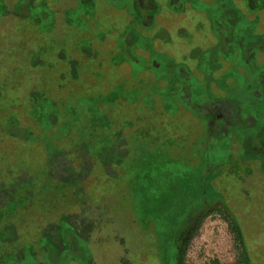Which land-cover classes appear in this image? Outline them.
Listing matches in <instances>:
<instances>
[{
    "label": "rangeland",
    "instance_id": "obj_1",
    "mask_svg": "<svg viewBox=\"0 0 264 264\" xmlns=\"http://www.w3.org/2000/svg\"><path fill=\"white\" fill-rule=\"evenodd\" d=\"M130 4L0 0V264L154 255L144 222L204 198L183 227L180 264H240L232 215L250 264H264L263 177L238 129L209 137L192 106L235 101L237 61L212 53L190 12L166 53L145 54L141 38L127 46Z\"/></svg>",
    "mask_w": 264,
    "mask_h": 264
},
{
    "label": "flooded vegetation",
    "instance_id": "obj_2",
    "mask_svg": "<svg viewBox=\"0 0 264 264\" xmlns=\"http://www.w3.org/2000/svg\"><path fill=\"white\" fill-rule=\"evenodd\" d=\"M87 1H91L95 6V0ZM130 2L132 17L129 16L131 18L126 23L129 27L125 40L128 42L127 46H134L138 38H141L149 42L150 46L142 47L137 44L136 47L140 51L147 54L148 50L150 52V49H155L166 53L164 49L174 41L171 35L174 28L181 36L187 32L177 18L190 12L199 18L195 21L196 30L209 40L212 53L215 55L214 49H217L226 59L229 55L234 56L235 64L237 61L236 71L245 82L237 87V99L235 101L224 99L215 105L209 102L192 103V106L196 114L206 121V132L209 137H222L229 134L230 129H238V134L234 136L235 140L244 145V153L250 157L247 161L253 163L254 169L260 173L264 182V16L259 10L260 0H130ZM208 28L213 31L210 38L206 36ZM189 36H193L189 41L190 45L199 51L201 46L195 41L193 32ZM211 61L217 62L216 58H212ZM174 65L175 63H172L171 67ZM170 81L174 82V79ZM209 204L210 202L204 198L198 207L190 206L185 210H176L172 217L165 215L159 217L160 222L152 219L144 222V225L156 234L157 251L154 255L145 253L148 256L146 260L142 253L130 255V249L127 248L122 264H170L168 251L171 248L174 250L177 264H180L179 243L186 237L183 227L187 218L192 211L200 208L205 210Z\"/></svg>",
    "mask_w": 264,
    "mask_h": 264
},
{
    "label": "trees",
    "instance_id": "obj_3",
    "mask_svg": "<svg viewBox=\"0 0 264 264\" xmlns=\"http://www.w3.org/2000/svg\"><path fill=\"white\" fill-rule=\"evenodd\" d=\"M231 226L233 227V230L235 232V237L237 238L238 241H240L243 246H244V252L242 254V261L240 262V264H250V258H249V254L247 252V249L245 248V243H244V235H243V231L242 228L239 225L238 220L236 219L235 216L232 215V221H231Z\"/></svg>",
    "mask_w": 264,
    "mask_h": 264
}]
</instances>
